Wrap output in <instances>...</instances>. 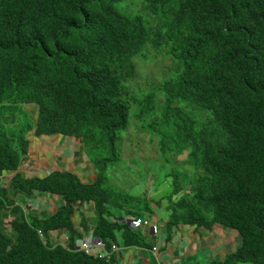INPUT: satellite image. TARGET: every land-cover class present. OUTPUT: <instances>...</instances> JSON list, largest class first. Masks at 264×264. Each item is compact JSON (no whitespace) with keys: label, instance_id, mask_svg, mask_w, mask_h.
<instances>
[{"label":"trees","instance_id":"16d2710c","mask_svg":"<svg viewBox=\"0 0 264 264\" xmlns=\"http://www.w3.org/2000/svg\"><path fill=\"white\" fill-rule=\"evenodd\" d=\"M134 2L158 20L155 29L132 12ZM63 33L74 36V53L59 47ZM147 45L150 51L167 47L177 69L162 86L165 105L151 131L163 158L179 156L194 169L183 196H177L182 178L174 176L169 222L236 230L239 244L221 264H264V0H67L61 8L56 0H0V171L15 170L25 150L20 133L30 123L23 105L37 107L39 134L99 142L97 133L127 128L130 107L116 97L132 78L131 58ZM83 95L94 102L81 100ZM176 100L186 102L190 115L173 106ZM97 107L108 113L98 125L89 117ZM197 108L205 112L199 126ZM93 160L101 167L94 184L82 185L70 173L42 181L15 178L19 189L66 199V207L33 226L45 233L72 231L71 202L114 193L104 184L115 162ZM7 204L0 189V207ZM107 223L100 222L98 232L111 236L115 226ZM14 224L19 247L7 252L10 241L0 233V264H105L44 248L31 227Z\"/></svg>","mask_w":264,"mask_h":264},{"label":"clouds","instance_id":"9594fccd","mask_svg":"<svg viewBox=\"0 0 264 264\" xmlns=\"http://www.w3.org/2000/svg\"><path fill=\"white\" fill-rule=\"evenodd\" d=\"M56 4L60 8L63 5L58 0ZM74 43L73 35L65 36L63 33L59 47L66 53H74L76 50L71 47ZM155 50L153 48L151 52ZM136 56L138 55L131 58L134 70L131 74L132 78L135 73V64L136 70L144 66L140 58L135 59L133 63L132 59ZM130 77L122 82L116 97V100L124 105H129L122 98L124 83L128 94H136L137 86L131 92L129 90L128 83L132 80ZM81 100L94 102L91 95H83ZM22 108L30 123V129L20 133L25 150L19 151V164L15 170L0 171V189L4 190L10 199V204L4 208L0 207V233L10 241V245L6 248L7 252L19 247L14 223H26L31 227L44 248H59L65 256L81 255L91 260H101L105 264H156L158 256L162 260L166 254L175 252L181 253V256L178 260L172 259L173 263L188 264L191 258L192 260L199 256L204 258L203 255L198 254L200 250H204L206 254L219 252V248L216 247H220V243L216 244V242L221 236H224L222 237L224 239L233 238L234 241L237 239L234 250L238 246L239 233L236 230H228L216 225L208 231L184 223L171 224L169 219L174 215L172 214L175 204V198L172 196L174 192L171 191L166 198H157L150 190L151 184L146 185L145 182L143 186L148 189H143L136 195L118 192L112 187L114 193L106 200H96L92 197L71 202L69 206L72 209L70 218L72 231L53 228L45 233L41 228L33 226L32 222L35 219H51L57 211L66 207V199L62 194L49 190L19 189L14 182L15 178L20 176L25 180L42 181L55 173H70L82 185L94 184L100 176L101 167L96 166L93 159L107 156L109 160L115 162L114 165L119 164L122 159L118 154L116 141L127 128L116 133H113L114 128H112L108 136L97 133L96 138L99 142L97 139L87 141L80 136L58 132L39 134L36 125L37 107L26 104ZM106 114L108 113L97 107L94 115L89 117L94 124L98 125ZM111 134L114 136L113 141L109 139ZM170 158L179 159L182 163L188 164L187 159H181L179 156ZM88 173L89 176H87ZM12 184L16 189H13ZM100 222H105L107 225L109 222L115 226L111 236L98 232ZM166 230L168 236L164 238L162 236ZM215 231L221 234L211 235ZM126 254L129 255L125 257ZM227 254L223 257L219 254L220 258L206 261V264H221ZM167 259L164 258L163 264H167Z\"/></svg>","mask_w":264,"mask_h":264},{"label":"rangeland","instance_id":"374dc122","mask_svg":"<svg viewBox=\"0 0 264 264\" xmlns=\"http://www.w3.org/2000/svg\"><path fill=\"white\" fill-rule=\"evenodd\" d=\"M132 12L143 15L149 25L155 29L158 20L149 15L144 4L141 5L134 2ZM149 46H146L142 54L132 59L134 63L135 59L140 58L144 65L136 70L135 64V73L132 80L128 83L130 92L137 86L136 94H128L125 91L124 83L122 98L130 106V115L127 129L120 134L116 141V148L122 160L119 164L110 166L107 169V181L104 186H112L118 192L136 195L139 191L148 189V187L145 188L143 186L145 182L146 185L151 184L150 190H152L153 195L157 198H166L172 191L174 176H178L182 178L179 181L183 190L177 196H183L185 190L190 188L194 169L186 162L182 163L179 159L163 158L159 146V137L155 131H151V126L161 120V113L165 105V92L162 86L165 82L175 77L177 73V69H175L176 62L168 53L167 47L155 48V52H151L148 49ZM169 59L173 63L172 68L170 67ZM173 106L181 107L190 115L186 102L176 100L173 102ZM202 113L205 112L197 108L196 116H193L197 126L202 122ZM87 176H89V173ZM225 232L227 233V231ZM212 234L219 236L221 233L215 231ZM167 236L166 230L163 232L162 237L167 238ZM222 237L224 236H221L218 240L216 238V244L220 243V247H216L217 249L219 248L218 254L215 253L216 251L206 254L204 250H200L198 254L203 255L204 258L202 256L195 260L191 258L188 264H206V261L220 258L219 254L223 257L224 254L233 252L237 239L234 241L233 238L224 239ZM145 256L149 258L148 255ZM180 256L181 253L175 252L166 254L164 258H168L167 264H180L172 262V259L178 260ZM159 258L160 256L156 258V264H163L164 258L162 260Z\"/></svg>","mask_w":264,"mask_h":264},{"label":"crops","instance_id":"0c3cea01","mask_svg":"<svg viewBox=\"0 0 264 264\" xmlns=\"http://www.w3.org/2000/svg\"><path fill=\"white\" fill-rule=\"evenodd\" d=\"M128 256V254L125 255V257ZM136 261H137V258H136Z\"/></svg>","mask_w":264,"mask_h":264}]
</instances>
